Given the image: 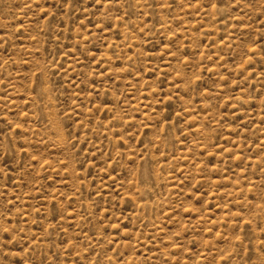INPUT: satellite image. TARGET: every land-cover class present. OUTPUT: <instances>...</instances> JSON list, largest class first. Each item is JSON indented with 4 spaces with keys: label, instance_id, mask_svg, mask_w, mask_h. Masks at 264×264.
Here are the masks:
<instances>
[{
    "label": "rangeland",
    "instance_id": "374dc122",
    "mask_svg": "<svg viewBox=\"0 0 264 264\" xmlns=\"http://www.w3.org/2000/svg\"><path fill=\"white\" fill-rule=\"evenodd\" d=\"M0 264H264V0H0Z\"/></svg>",
    "mask_w": 264,
    "mask_h": 264
}]
</instances>
